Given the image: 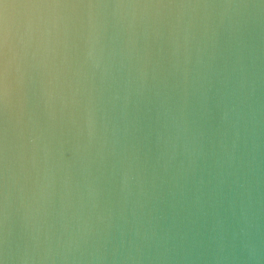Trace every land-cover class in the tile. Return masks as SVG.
I'll return each instance as SVG.
<instances>
[{
    "label": "water",
    "instance_id": "95a60500",
    "mask_svg": "<svg viewBox=\"0 0 264 264\" xmlns=\"http://www.w3.org/2000/svg\"><path fill=\"white\" fill-rule=\"evenodd\" d=\"M0 264H264V0H0Z\"/></svg>",
    "mask_w": 264,
    "mask_h": 264
}]
</instances>
